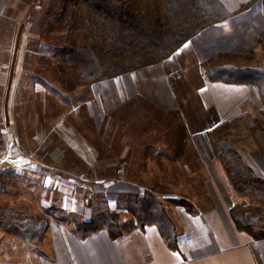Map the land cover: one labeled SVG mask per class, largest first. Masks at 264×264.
Returning a JSON list of instances; mask_svg holds the SVG:
<instances>
[{
	"label": "trees",
	"instance_id": "trees-1",
	"mask_svg": "<svg viewBox=\"0 0 264 264\" xmlns=\"http://www.w3.org/2000/svg\"><path fill=\"white\" fill-rule=\"evenodd\" d=\"M259 1L60 0L47 8L45 29L40 31L39 40L55 50L60 88L64 96H69L94 84L163 63L202 31L247 11ZM201 69L208 82L255 87L264 106V68L256 62L253 53H218L202 62ZM144 108L151 112L148 118L152 124L145 129L144 136L160 131L172 163L188 161L189 133L180 111H164L139 97L112 113L109 119L126 126L134 122V117ZM248 130L264 156L263 121L255 118ZM231 131L232 124L222 122L207 133V139L232 188L248 199L231 208L235 226L260 241L264 239V178L244 161L230 140ZM141 142L149 144L147 140ZM155 144L146 146V153L154 149ZM129 160L125 159V163ZM126 172L117 179L125 178ZM192 189L197 196L204 195L202 179L197 180ZM163 192L120 194L118 201L123 205L118 208L104 199L95 217L89 221L73 220L69 224L81 240L102 230L116 240L133 223L142 229L155 225L169 248L178 250L177 226L161 198ZM180 204L188 210L194 208L185 200ZM122 211L134 222L124 223L120 217ZM49 225L44 216L0 209L3 231L30 244L41 245Z\"/></svg>",
	"mask_w": 264,
	"mask_h": 264
},
{
	"label": "crops",
	"instance_id": "crops-1",
	"mask_svg": "<svg viewBox=\"0 0 264 264\" xmlns=\"http://www.w3.org/2000/svg\"><path fill=\"white\" fill-rule=\"evenodd\" d=\"M256 6L202 31L161 64L80 90L99 99L103 119L139 97L164 111L181 112L189 133V154L195 152L201 158V169L196 171L202 177L204 195H196V200L203 201L197 209L183 208L170 214L177 226L178 250L169 248L155 225L142 229L133 223L116 240L106 230L81 240L69 226L51 222L41 245L9 235L0 226V264H264V239L256 241L239 231L231 218V208L247 198L232 188L207 139V133L222 122L245 121L247 145L237 148L244 161L264 178V156L248 130L255 118L264 115V106L255 87L211 83L201 69L202 62L218 53L251 52L264 68V7ZM138 73H143L144 82L137 80L133 86L131 81ZM87 103L83 97L77 105ZM91 156L88 159L79 152L82 162L72 169L94 170L86 179L92 183L115 184L118 177L109 171L110 165H98ZM43 161L34 159V164L50 170L54 162ZM173 167L182 169L181 165ZM185 178L192 180L187 183L192 189L196 177L191 169ZM126 185L127 192L136 193L134 183Z\"/></svg>",
	"mask_w": 264,
	"mask_h": 264
},
{
	"label": "rangeland",
	"instance_id": "rangeland-1",
	"mask_svg": "<svg viewBox=\"0 0 264 264\" xmlns=\"http://www.w3.org/2000/svg\"><path fill=\"white\" fill-rule=\"evenodd\" d=\"M59 1L0 0V209L37 214L47 217L49 223L71 228L70 221L95 217L104 199L113 208L122 206L118 195L129 193L128 182L142 194L163 190L161 198L172 206V213L168 208L172 215L173 210L185 208L180 204L183 200L196 209L203 205L187 184L192 180L185 178L191 169L195 181L202 179L197 172L202 165L200 156L193 152L188 161L172 163L160 131L144 136L145 129L152 126L150 111L144 108L134 122L120 126L112 119H103L99 99L93 94L80 90L69 96L62 94L55 50L39 40L47 8ZM261 4L264 7V0L257 2L255 9ZM142 75L138 73L131 81L133 86L137 80L144 82ZM83 97L92 106L79 107L78 100ZM259 118L264 123V115ZM245 125V121L232 124L230 140L238 148L247 145ZM145 140L148 145L141 142ZM154 143V149L146 153L145 147ZM79 152L88 159L93 154L98 165H110L109 171L116 177L119 169L123 174L128 168L125 178L103 186L86 180L94 170L72 169L82 162ZM34 159L54 163L49 170L36 166ZM125 159H130L129 166ZM173 165L182 169L175 170ZM120 217L124 223L134 222L126 212Z\"/></svg>",
	"mask_w": 264,
	"mask_h": 264
},
{
	"label": "built area",
	"instance_id": "built-area-1",
	"mask_svg": "<svg viewBox=\"0 0 264 264\" xmlns=\"http://www.w3.org/2000/svg\"><path fill=\"white\" fill-rule=\"evenodd\" d=\"M2 163H3V162L1 161V157H0V164H2ZM15 166H16V165H15ZM122 172H123V170H122V169H119V170H118V174H119V175H121V174H122Z\"/></svg>",
	"mask_w": 264,
	"mask_h": 264
}]
</instances>
